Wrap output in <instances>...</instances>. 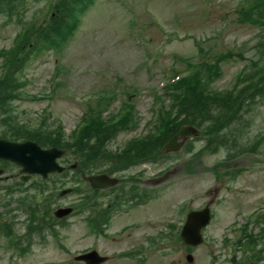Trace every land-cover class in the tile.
<instances>
[{"label":"rangeland","instance_id":"rangeland-1","mask_svg":"<svg viewBox=\"0 0 264 264\" xmlns=\"http://www.w3.org/2000/svg\"><path fill=\"white\" fill-rule=\"evenodd\" d=\"M50 1L52 0H24L17 11L19 19L23 18L28 22L45 17V14H49L47 4ZM239 2L241 0H95L81 18L73 38L58 54L43 51L30 55L18 75L24 82L20 93L28 98L49 95L53 85V98L16 101L14 108L19 121L34 124L47 111L51 114L49 123H59L68 136L84 115L85 104L77 99L79 96L114 89L119 98L123 99L125 93V96H129L128 94L136 91L130 98L138 118V127L142 130L139 132V129H135L123 134L109 149L117 147L116 143L121 144L143 135L147 131L143 126H151L153 90L159 89L163 79L172 75L173 71H182L186 66L183 60L199 63L205 57L227 51H242L244 56H248L252 54L249 50L257 41L264 42V32L237 23L235 12ZM17 17L15 15L9 20L0 15V49L11 46L14 36L19 32L22 23H18ZM148 56L157 61L149 64ZM244 64L246 62H239L235 58L223 62L222 76L213 83V89L230 88ZM56 66L59 67L55 79L58 82L51 85ZM13 68L16 69V66ZM97 98L94 94L92 99L90 95L86 99L94 101ZM119 103L120 101L115 102L111 111H116ZM243 118L248 121L249 127L239 138L243 139L241 145L243 143L250 146L259 134L264 133V105L254 104ZM192 143L196 149L202 144L197 141ZM225 155L226 151L221 149L219 153L204 156L199 167L200 175L184 172L183 166L187 164L185 161L190 154L183 151L174 157L175 160L165 164L164 167H177L180 170L161 186L158 197L151 199L147 206L115 219V225L112 224L109 228L118 231L126 223L141 222V228L128 231V242L121 237L96 241L94 236H85L86 229L80 218L71 216L67 219L66 229L61 230L58 241L51 239L46 245L35 243L31 252L24 256H18L8 248L6 240L0 238V264H72L73 254L82 252L95 243L104 253H117L118 250L128 247L132 249L137 245L145 248L144 255H140V262L114 258L109 264H187L186 253L179 248L178 243L150 244L144 238L146 234L155 238L160 232H167V224L178 226L184 219V208H195L204 200L214 201L216 218L208 230V241L192 253V264H210L211 256H214L215 264H229L227 258L230 253H227V249L210 240L219 239L233 219L243 221V216L233 212L250 211L264 202L263 181V185H259L262 184L259 181L264 180V145L257 148L256 154L246 153L235 160V167L243 171L232 183L236 190L228 194L223 189L225 182L215 185L213 175L209 172ZM158 169L160 167L151 166L149 175H154ZM11 171L15 172L13 169ZM71 177L72 175H68V179L65 177L61 181L66 184L65 188L72 185L69 184ZM32 178L30 180L37 181ZM11 182L0 183V194L2 186ZM30 184L21 188L33 195L36 188ZM57 187L56 181L51 182V190ZM61 189L56 190V193ZM241 195H244L243 203H239ZM39 198L41 197L38 196ZM254 198H261V202L252 200ZM51 199L54 206H59L74 202L77 197L69 195L61 198L56 195ZM235 203L241 204V209ZM18 208L15 201H0V213H6L4 219H1L7 221L8 210L11 215L16 214L10 218L12 228L22 234L25 217L17 212ZM138 212L145 216H136ZM235 234L236 232L232 233ZM222 253L224 258L220 259Z\"/></svg>","mask_w":264,"mask_h":264},{"label":"trees","instance_id":"trees-1","mask_svg":"<svg viewBox=\"0 0 264 264\" xmlns=\"http://www.w3.org/2000/svg\"><path fill=\"white\" fill-rule=\"evenodd\" d=\"M85 1L87 0H62L56 6L55 18L50 21L46 28H38L37 37H39V40L47 46H57L72 31L76 13L80 12ZM262 6L264 8V5ZM253 11L254 9L247 13L249 15L247 20L250 23L256 22V17L260 15L253 14ZM206 69L209 68L206 66ZM216 71V68L213 67V72L208 70L204 74L211 81L214 75H218ZM207 85L206 83L202 84V74L199 73L190 79L181 80L173 87L170 96H172V100L175 103L174 109H177L176 117L173 120L167 117L157 136L150 135L147 139L152 159L155 158L156 151H159L162 141L170 135L172 128H177L181 125H194L202 129L206 135L212 137V139H206L207 143L214 142L218 147L226 144L225 135L224 132L222 134V131L229 128L228 125L231 124L230 122L235 117L236 112L228 107V93L210 91ZM98 123H101V121L93 122L92 124L98 126ZM127 124H129L128 118L126 121H121L118 125L125 126ZM80 138L81 135L75 141L77 149H79V144L81 143Z\"/></svg>","mask_w":264,"mask_h":264},{"label":"flooded vegetation","instance_id":"flooded-vegetation-1","mask_svg":"<svg viewBox=\"0 0 264 264\" xmlns=\"http://www.w3.org/2000/svg\"><path fill=\"white\" fill-rule=\"evenodd\" d=\"M138 152L139 157L137 156L136 161L132 159L131 155H123L115 158L102 156L100 158L95 174L116 178L118 183L113 188L93 189L88 182V175L84 172L81 174L82 187L79 200V217L86 231L89 228H105V231L109 230L114 219L123 216L118 215L120 211L122 214L131 213L134 207H137L133 203L134 186H137V197L142 196L145 192L147 199L149 198L152 187L148 185L150 178H145L148 175V170L146 169L148 161L143 156L144 153L141 152V147H139ZM130 153L133 154V149ZM134 162L137 164L134 165ZM134 166L136 167L134 168ZM140 199L138 198V200ZM140 205L142 204L139 203L138 206ZM106 221L110 222L111 225H104L103 223ZM131 225L121 226L122 228L117 231L118 236L116 237H121L123 241L128 242V237L130 236V232L128 233V231L142 227L140 224L136 227L133 224ZM106 238V236H100L97 240ZM144 239L146 242L149 240L147 237Z\"/></svg>","mask_w":264,"mask_h":264},{"label":"water","instance_id":"water-1","mask_svg":"<svg viewBox=\"0 0 264 264\" xmlns=\"http://www.w3.org/2000/svg\"><path fill=\"white\" fill-rule=\"evenodd\" d=\"M193 130L194 129L192 128L182 129L179 134H190L193 132ZM169 143H173V141H170ZM169 143L166 145V148H169ZM174 146L177 147L176 144ZM58 153V151L53 149L47 151L41 150L32 143L16 145L0 142V157L22 166L23 171L26 173H38L43 177H45L50 172L60 170L54 162V159ZM99 180H103V178L94 177L91 181L92 183H95V181L99 182ZM194 219L196 220V216H194V214L188 217V221L182 232V236L187 242L189 241L187 237L189 235L191 236L196 231L194 230V228H196ZM192 243L196 244L198 243V240H195Z\"/></svg>","mask_w":264,"mask_h":264}]
</instances>
